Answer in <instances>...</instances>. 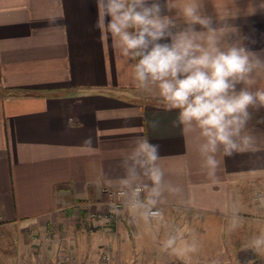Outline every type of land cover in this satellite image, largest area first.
<instances>
[{
  "label": "crops",
  "instance_id": "1",
  "mask_svg": "<svg viewBox=\"0 0 264 264\" xmlns=\"http://www.w3.org/2000/svg\"><path fill=\"white\" fill-rule=\"evenodd\" d=\"M204 4L218 25L242 23L236 0ZM97 20L96 0H0V264H101L103 251L111 264H185L161 248L177 226L202 243L192 264H264V249L245 247L264 231L254 203L264 158L225 157L210 177L193 138L173 123L176 111L136 88ZM251 22L264 34V15ZM139 130L161 146L166 179L180 189L160 205L168 227L133 223L127 210L113 225L98 218L88 227L92 214L110 211L108 179ZM89 136L93 154L83 146ZM233 206L244 223L230 230L231 212L219 209Z\"/></svg>",
  "mask_w": 264,
  "mask_h": 264
},
{
  "label": "clouds",
  "instance_id": "2",
  "mask_svg": "<svg viewBox=\"0 0 264 264\" xmlns=\"http://www.w3.org/2000/svg\"><path fill=\"white\" fill-rule=\"evenodd\" d=\"M96 6L95 27L102 38H110L111 47L126 60L138 90L160 99L166 111H176L173 123L193 138L210 177L225 157L264 158V87L258 86L264 77V47L257 46L264 42V34L258 36L251 22L252 16L264 15V0H247L244 7L238 6L242 23L233 26L218 25L204 0L182 4L175 0H96ZM148 123L156 129L160 122ZM140 131L127 142L117 164L119 174L108 179L118 197L109 200L108 207L115 215L127 210L133 223L151 226L155 222L159 230L168 227L160 207L165 194L180 189L166 179L160 165L161 146ZM92 143L91 136L83 142L88 154L95 152ZM254 203L258 210L264 209V193L257 194ZM219 211L231 212L230 230L243 225L244 218L235 206ZM190 232L179 226L166 232L162 250L192 264L202 243L195 234L186 238ZM245 247L264 249V231Z\"/></svg>",
  "mask_w": 264,
  "mask_h": 264
},
{
  "label": "built area",
  "instance_id": "3",
  "mask_svg": "<svg viewBox=\"0 0 264 264\" xmlns=\"http://www.w3.org/2000/svg\"><path fill=\"white\" fill-rule=\"evenodd\" d=\"M118 197L116 196V192L111 193L110 200H117ZM109 202V200H108ZM107 202V206H108ZM109 208V207H108ZM98 218H105L109 224H115V222L118 220V215L113 214L111 211L108 212L106 216H101L100 214H92L90 216V219L96 220ZM101 264H111V254L108 252H104L101 256Z\"/></svg>",
  "mask_w": 264,
  "mask_h": 264
},
{
  "label": "rangeland",
  "instance_id": "4",
  "mask_svg": "<svg viewBox=\"0 0 264 264\" xmlns=\"http://www.w3.org/2000/svg\"><path fill=\"white\" fill-rule=\"evenodd\" d=\"M96 220H97V219H96ZM94 222H95V220H92V219H90V217H89L88 220H87V222H86V224H87L88 227H89V226L93 227V224H95ZM108 224H109V223H108ZM109 225H112V224H109ZM63 237H64V235L61 236V238H63ZM104 252H108V251H103L102 254H103ZM108 253H110V252H108ZM101 256H102V255H101Z\"/></svg>",
  "mask_w": 264,
  "mask_h": 264
}]
</instances>
